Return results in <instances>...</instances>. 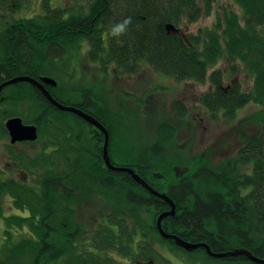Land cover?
I'll use <instances>...</instances> for the list:
<instances>
[{"label":"trees","instance_id":"obj_1","mask_svg":"<svg viewBox=\"0 0 264 264\" xmlns=\"http://www.w3.org/2000/svg\"><path fill=\"white\" fill-rule=\"evenodd\" d=\"M25 1L0 0V84L17 76H50L57 81L48 87L55 100L104 123L99 110L110 111L102 100L59 82L55 54L28 60L25 46L43 49L60 38V60L85 41L86 62L101 73H138L146 64L177 82L208 83L211 90L199 103L212 120L232 122L243 107H260V128L239 133L235 155L216 163L184 157L174 147V127L165 123L156 127L146 152L123 159L112 148L110 159L174 202L175 214L161 222L166 234L204 243L213 253L243 248L264 259V0H231L239 13L221 7L215 24L195 33L182 27L209 16L216 0H76L86 4L70 8H51L45 0L41 17L15 18ZM117 24L124 27L113 32ZM166 25L181 34L168 33ZM221 60L223 69L217 67ZM242 69L252 80L249 89L233 80L224 86L225 77ZM81 97H90L95 108L78 105ZM174 109L184 110L176 104ZM14 116L35 125L41 142L35 155L6 145L23 176L5 177L0 170V264H173L163 252L188 264H256L245 257H211L204 248L187 252L163 239L155 221L168 205L129 174L103 166L95 150L87 154L83 141L98 134L92 137L80 117L56 109L27 82L0 91V139L8 138L4 122ZM119 127L111 123L112 138ZM174 166L189 171L175 178ZM6 198L18 214L3 213Z\"/></svg>","mask_w":264,"mask_h":264},{"label":"rangeland","instance_id":"obj_2","mask_svg":"<svg viewBox=\"0 0 264 264\" xmlns=\"http://www.w3.org/2000/svg\"><path fill=\"white\" fill-rule=\"evenodd\" d=\"M45 0H26L22 2L20 11L14 14L15 18L31 19L43 14V2ZM81 2V1H80ZM78 3L76 0H51L50 7L66 6L70 8ZM221 7L230 8L239 13L237 7L231 0H216L213 4L212 12L209 16H202L187 27H182L186 33H195L199 28H210L215 24L216 15L221 11ZM42 15H40L41 17ZM86 47H77L71 51V55L66 60H56V67L60 71L58 79L60 83L69 86L73 85L78 90L88 89L92 95L108 104L109 115L112 114L114 123L120 125L117 136H123L121 145L123 151L116 155L134 157L138 153L147 151V146H152L155 141L156 127L165 123L174 127V147L182 150V155L189 159L204 157L208 164H213L225 156H234L239 145V133H252L260 128L259 118L262 115L260 107L249 104L238 110L232 122H226L223 118L212 120L208 111L201 106L198 97L210 87L208 83L197 85L179 84L169 76L152 71L148 65H141L140 72L131 79L123 77V73L114 74L112 70L106 73L101 71L93 64L85 60ZM67 57V56H66ZM225 63L221 60L217 67L223 69ZM238 76L225 77L224 86H228L232 80L239 83L242 89H249L252 80L242 69ZM149 84L158 83L153 96L144 95L147 90L145 82ZM189 82V81H188ZM143 91V92H142ZM151 90L148 89L145 94ZM66 97L67 93H64ZM186 98L181 104L185 108V113L180 114L175 111L174 106L180 98ZM139 101L140 107L136 106ZM180 101H183L180 100ZM23 114L27 112V107H22ZM116 138V135H115ZM114 142V138H112ZM40 142L36 141L31 145H19L12 147L15 153L20 151L28 155H35L40 148ZM9 145L8 138L0 139V170L5 177L15 176L16 179L22 178L23 174L17 171L12 172V160L6 150ZM10 146V145H9ZM91 146V144H87ZM115 149V148H114ZM112 152V143H111ZM24 180V179H23ZM28 180V177L26 178ZM8 198L3 201V213L5 215L18 214ZM163 252V251H162ZM163 255L170 258L173 264H188L178 257L163 252Z\"/></svg>","mask_w":264,"mask_h":264},{"label":"water","instance_id":"obj_3","mask_svg":"<svg viewBox=\"0 0 264 264\" xmlns=\"http://www.w3.org/2000/svg\"><path fill=\"white\" fill-rule=\"evenodd\" d=\"M166 30L168 33L177 34L180 33L178 29L174 28L172 25H166ZM181 34V33H180ZM18 82H27L31 85H33L46 99L47 101L56 109L64 112H69L72 114L77 115L81 119H83L85 122L93 125L96 127L99 131H101L104 135V144H103V161L105 165L112 170H117L120 172L128 173L141 187H143L146 191H148L151 195L156 196L163 202H165L169 210L163 211L160 213L156 218V228L159 233V235L163 239H172L175 243V245L179 248L184 249L187 252H192L198 248H204L206 253L211 257H245L249 261L256 263V264H264V259L258 258L252 255L251 252H249L246 249L240 248L235 249L233 251L228 252H221V253H213L210 251L209 247L204 243H190L187 241L182 240L176 235H169L166 234L161 227V222L164 218L173 216L175 214V204L172 200H170L165 193H160L156 190H154L152 187H150L138 174H136L132 169L128 167H116L111 164L109 153H108V134L107 131L103 128V126L92 116L89 114L81 111L80 109L70 106V105H64L55 100L52 95L49 93V91L46 89V86L56 87L57 83L56 81L49 76H41L39 79H34L29 76H17L12 79H9L7 81H4L0 84V91L8 86L12 85ZM4 128L7 131L9 144H15L18 142H25V141H35L37 140L38 134H37V127L35 125H28L25 124L21 117L14 116L6 119L4 122ZM189 171L188 167L183 166H174L173 172L175 178H180L183 174ZM155 177L157 179H160L161 176L159 174H156Z\"/></svg>","mask_w":264,"mask_h":264},{"label":"flooded vegetation","instance_id":"obj_4","mask_svg":"<svg viewBox=\"0 0 264 264\" xmlns=\"http://www.w3.org/2000/svg\"><path fill=\"white\" fill-rule=\"evenodd\" d=\"M40 15H43V14H39V16ZM39 41H43V38H41V39H39ZM79 47H80V49H82L83 48V46H85L86 47V53H85V60H86V55H87V52H88V50H89V46L87 45V43L84 41H81V42H79ZM25 49H26V51H28L27 52V58H28V60H31L32 58L33 59H38V60H44L48 55H56L57 57L54 59V60H59L60 58L58 57V56H60L61 54H62V52H63V45H62V41H61V39L60 38H58L57 40H54V41H51V42H49V43H47V44H45L44 46H43V49H41V48H39V49H37L33 44L32 45H30V44H28L27 46H25ZM70 56V55H69ZM67 58H69V57H67ZM89 64H94V63H89ZM95 65V64H94ZM96 66V65H95ZM112 72L114 73V74H120L121 72L120 71H116V70H112ZM140 72V71H139ZM138 72V73H139ZM138 73H123V77H125V78H127V79H131L133 76H135V75H137ZM41 76H43V75H40L39 77H38V79L41 77ZM177 82V81H176ZM57 83V82H56ZM178 84H179V86H180V84H190L191 82H188V81H181V82H177ZM198 85V84H197ZM145 86H146V88H147V90H145L142 94H143V96L144 95H151V96H153L155 93H157V92H160L159 90H156V91H154L155 90V88L157 87L158 88V83H157V85H156V83H154V84H149L148 83V81L147 82H145ZM48 87H51V86H46V89L48 90ZM56 87H57V85H56ZM51 88H55V87H51ZM148 89L149 90H151L148 94H145V92H147L148 91ZM208 90H211V88H209ZM207 90V91H208ZM207 91H205V92H207ZM204 92V93H205ZM204 93H201L200 95H199V97H198V101H199V99H200V97H201V95H203ZM183 99V101H180V100H182ZM186 101V98L185 97H183V98H180L179 99V102L178 103H176V105H179L181 108H183L184 110H182V114H184L185 112V108L183 107V106H181V104L182 103H184ZM83 103H87V104H89V105H91L93 108H95V101H93V100H91L90 99V97L88 98H86V97H81V100L79 101V103H78V105H83ZM142 103V102H141ZM139 101H136L135 103H133V104H135V107L136 106H139L140 107V104H141ZM199 103V102H198ZM103 105H108V104H106V103H104ZM183 105V104H182ZM108 107V106H107ZM76 108H78V107H76ZM78 109H80V108H78ZM81 110V109H80ZM82 111V110H81ZM85 113H87V112H85ZM99 113H100V115L103 117V119H104V123L103 122H101L100 120H98V119H96L102 126H103V128L107 131V134H108V145H107V147H108V153H109V158H110V152H111V148L109 149V146H110V144L112 143V148L114 149L115 148V152L116 151H118L120 154H122V151H123V149H121L122 147H121V145L122 144H120V142H122L123 141V139L121 138V137H123V136H121V137H119V136H117V133L115 134L116 135V138L114 137V142H113V140H112V134H111V128H110V125H111V123L113 122V116L110 114L109 115V112L108 111H106V110H104L103 108L101 109V110H99ZM87 114H89L90 115V113H87ZM180 115V114H179ZM90 116H92V115H90ZM93 117V116H92ZM83 120V119H82ZM84 121V120H83ZM85 122V121H84ZM28 125H30V124H28ZM85 128H86V130L88 131V132H92V137H93V133H96V134H98V139H94L93 138V140H90V141H86V140H84L83 141V147L82 148H84L85 150H86V153L87 154H90L93 150H95V153H96V155L97 154H100V156H101V161H102V163H103V166H105L107 169H109L106 165H105V163H104V161H103V144H104V135H103V133L101 132V131H99L96 127H94L93 125H91V124H89V123H87V122H85ZM37 134H38V129H37ZM90 137V136H89ZM38 139H39V136L37 137V140H35V141H25V142H18V143H15V144H9L10 146H11V148L12 147H15V146H19V145H31V143H33V142H36V141H38ZM123 143V142H122ZM79 144H80V142H79ZM79 144H77V147H78V145ZM87 144H91V146H87ZM73 145H75V143L73 142ZM88 147V149H86ZM9 157H10V155H9ZM10 159L12 160L11 162H12V166H11V171L12 172H14V171H17L16 173H18L19 172V170L16 168V166H17V162H15L11 157H10ZM110 162H111V164L112 165H114V166H116V167H123V166H118V165H116V164H113L112 163V160L110 159ZM110 170H112V169H110ZM115 171H117V170H115ZM128 174V173H127ZM15 177V176H14ZM26 178L27 177H24L23 179L24 180H26ZM169 210V209H168Z\"/></svg>","mask_w":264,"mask_h":264},{"label":"clouds","instance_id":"obj_5","mask_svg":"<svg viewBox=\"0 0 264 264\" xmlns=\"http://www.w3.org/2000/svg\"><path fill=\"white\" fill-rule=\"evenodd\" d=\"M124 25L123 24H117L114 28H113V32H118L121 28H123Z\"/></svg>","mask_w":264,"mask_h":264}]
</instances>
